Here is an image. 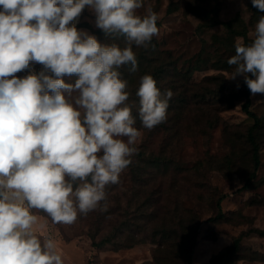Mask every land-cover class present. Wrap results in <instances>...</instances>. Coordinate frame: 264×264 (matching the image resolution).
Instances as JSON below:
<instances>
[{
    "label": "rangeland",
    "instance_id": "374dc122",
    "mask_svg": "<svg viewBox=\"0 0 264 264\" xmlns=\"http://www.w3.org/2000/svg\"><path fill=\"white\" fill-rule=\"evenodd\" d=\"M143 2L138 14L150 5L159 17V34L149 48L133 50L154 66L145 61L135 73L129 72L130 66L119 69L128 81V104L142 133L138 152L119 183L106 186L104 210L78 214L71 225L54 224L33 210L39 217L36 230L41 238L56 242L64 264H187L189 258L194 264H209L239 237V251L212 264H264V236L258 233L264 231V126L258 132L261 165L244 187L253 171L248 129L254 120L243 110L244 78L229 79L234 69L227 63L235 54L236 38L251 43L250 33L264 13L252 0ZM76 26L95 36L100 30L87 6ZM96 38L125 44L123 37H106L102 30ZM150 69L161 92L170 89L174 95L167 119L148 130L139 120L136 91ZM180 96L190 97L192 105L179 109ZM251 99L252 110L264 120V94ZM152 153H163L192 172L162 177L138 173L137 165ZM92 236L103 245L93 246Z\"/></svg>",
    "mask_w": 264,
    "mask_h": 264
},
{
    "label": "clouds",
    "instance_id": "9594fccd",
    "mask_svg": "<svg viewBox=\"0 0 264 264\" xmlns=\"http://www.w3.org/2000/svg\"><path fill=\"white\" fill-rule=\"evenodd\" d=\"M106 37L78 29L85 7ZM264 13V0H252ZM143 0H0V264H64L56 242L36 230L42 211L71 225L106 201L105 188L137 154L142 133L119 69L138 70L135 48L158 36V14ZM252 41L237 37L227 63L252 96L264 94V15ZM40 65V70L35 69ZM27 74L23 76L18 73ZM150 74L136 96L142 128L167 119L169 100Z\"/></svg>",
    "mask_w": 264,
    "mask_h": 264
},
{
    "label": "trees",
    "instance_id": "16d2710c",
    "mask_svg": "<svg viewBox=\"0 0 264 264\" xmlns=\"http://www.w3.org/2000/svg\"><path fill=\"white\" fill-rule=\"evenodd\" d=\"M94 32H95L96 37H97L100 30H97ZM242 35L245 38H247L246 33H243ZM145 61H151L150 65L154 66L153 61L148 60L144 54L141 55L140 57H137L138 66H141L142 63H144ZM145 74L152 75L153 78L156 80L155 71H153L152 69H150V72L144 73L143 75H145ZM244 87H245V90H244L245 91V102L243 103V110L245 111V113L247 115H249L254 120V124L252 126H250L248 129V141L250 142V144L252 146L253 171L251 172V175L249 177V181L246 182L244 187H249L250 182H252L257 177V172H258L260 165H261V147H260V143L258 141V132L264 126V120L255 111L252 110V108H251V106H252L251 93H250V90L248 89L247 85L245 84V82H244ZM176 89H178V88H176ZM178 100H179L178 104L180 105L179 109H186V108H188L187 106H189V105L191 106L193 103L192 99L190 97H187V96H180V98ZM163 153L161 155L156 156V157L152 153L149 156L150 159L148 161H145L142 166L137 165V167H136L137 172L140 174L147 172V173L158 175L161 177H162V175L165 176L169 173L187 176L190 174V172H192L191 168L184 167V166H181L180 164H177L174 159H172L171 157L165 156ZM221 199H222L221 197H220V199H218V207L220 208V210H221ZM219 215L222 216V210H221ZM258 233L264 236V231L260 230ZM92 238H93V246L101 247L103 245L102 241L97 242L94 236H92ZM117 247L121 248L123 246L121 245V246H117ZM239 249H240V237L237 238L236 240H234V242L232 244L228 245L218 255H215L211 259V263H209V264L220 262L224 258L234 255L237 251H239ZM187 264H194L191 258H189L187 260Z\"/></svg>",
    "mask_w": 264,
    "mask_h": 264
},
{
    "label": "built area",
    "instance_id": "2783aa9c",
    "mask_svg": "<svg viewBox=\"0 0 264 264\" xmlns=\"http://www.w3.org/2000/svg\"><path fill=\"white\" fill-rule=\"evenodd\" d=\"M40 67H41L40 65H36V66H35V69H36L37 71H39V70H40ZM25 74H27V73H26V72H24V73H20L19 76H23V75H25Z\"/></svg>",
    "mask_w": 264,
    "mask_h": 264
}]
</instances>
